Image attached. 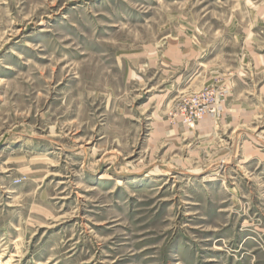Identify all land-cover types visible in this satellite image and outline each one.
<instances>
[{
	"label": "rangeland",
	"instance_id": "374dc122",
	"mask_svg": "<svg viewBox=\"0 0 264 264\" xmlns=\"http://www.w3.org/2000/svg\"><path fill=\"white\" fill-rule=\"evenodd\" d=\"M0 264H264V0H0Z\"/></svg>",
	"mask_w": 264,
	"mask_h": 264
}]
</instances>
